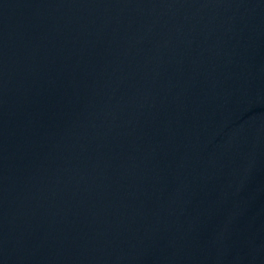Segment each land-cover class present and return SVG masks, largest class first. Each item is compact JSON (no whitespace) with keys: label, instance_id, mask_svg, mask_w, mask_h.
I'll list each match as a JSON object with an SVG mask.
<instances>
[{"label":"water","instance_id":"obj_1","mask_svg":"<svg viewBox=\"0 0 264 264\" xmlns=\"http://www.w3.org/2000/svg\"><path fill=\"white\" fill-rule=\"evenodd\" d=\"M0 264H264V0H0Z\"/></svg>","mask_w":264,"mask_h":264}]
</instances>
